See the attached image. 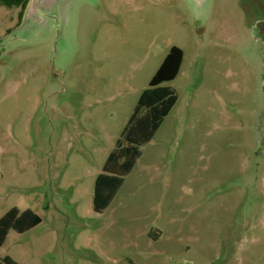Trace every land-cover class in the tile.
Here are the masks:
<instances>
[{
  "label": "rangeland",
  "instance_id": "1",
  "mask_svg": "<svg viewBox=\"0 0 264 264\" xmlns=\"http://www.w3.org/2000/svg\"><path fill=\"white\" fill-rule=\"evenodd\" d=\"M0 5V219L17 264H264V0ZM172 46L178 101L96 212L97 178Z\"/></svg>",
  "mask_w": 264,
  "mask_h": 264
},
{
  "label": "trees",
  "instance_id": "2",
  "mask_svg": "<svg viewBox=\"0 0 264 264\" xmlns=\"http://www.w3.org/2000/svg\"><path fill=\"white\" fill-rule=\"evenodd\" d=\"M29 1L0 0V5L21 8L20 18H23ZM183 60V49L172 46L150 81L149 87L140 96L137 108L105 163L103 173L97 178L93 199L96 212L104 211L111 204L123 185L125 176L133 170L142 155V147L155 137L165 118L173 110L178 101L177 91L164 84L179 75ZM41 222V217L32 210L21 212L17 208L11 209L0 219V246L4 244L11 229L24 233ZM0 264L17 262L6 257Z\"/></svg>",
  "mask_w": 264,
  "mask_h": 264
}]
</instances>
